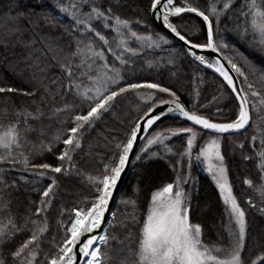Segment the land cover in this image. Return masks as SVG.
Returning <instances> with one entry per match:
<instances>
[{
  "label": "snow or ice",
  "instance_id": "snow-or-ice-1",
  "mask_svg": "<svg viewBox=\"0 0 264 264\" xmlns=\"http://www.w3.org/2000/svg\"><path fill=\"white\" fill-rule=\"evenodd\" d=\"M219 2L220 0H216L215 3L208 5V12L215 16L217 23L224 13L231 11L235 6V0H223L222 9H218L217 3ZM55 7H58L59 11L72 21L70 25L62 26L61 38L63 35L69 37L67 46L60 43L59 39L40 34L30 36L25 41L22 29L15 27L9 30L10 34H18L13 46L20 45L27 50L24 59L30 61L27 66L32 69L31 82H35L38 86L35 90L21 94L35 98L38 90L42 89V92L38 102L35 99L32 101L35 105L34 109L13 107V114L17 117L15 122L10 123L7 127L0 125V129H3L0 130V150H2L0 163L11 164L13 167L16 164H22L24 170L31 167L64 174L66 170L63 164L55 167L47 163L30 165L29 157L22 151L29 143L28 134L37 131L30 121L40 122L45 116V109L42 105L51 103L53 107L50 111L53 115L58 116L60 113H73L76 105L75 103H64L62 107H55L57 96L61 100H66L68 95H72L81 101L90 102L86 110L71 116L72 126L66 129V138L62 140V143L67 147L58 159L61 162L67 161L70 169L75 167L70 152L82 148L83 130L86 127H94L102 115L113 108L117 96L130 91L136 92L139 89L153 90L142 98L152 101L154 104L156 93H166L172 99L160 100L159 104L170 105L167 113H178L179 116L191 121L193 125L201 126L202 129L224 134L240 130L246 131L251 123L257 132L251 136L253 156H244L243 158L258 161L256 167L260 173L261 183L254 185L252 180L246 178L244 184L253 188L264 201V127H262L264 124V95L254 88L248 75L237 63L229 58L231 71L243 78L242 83L246 85V88L237 87L229 70H226L219 60L208 62L203 55L191 52V55L201 64L213 68L223 77L231 92L235 94L234 98L238 101L235 120L213 122L208 117L198 114L195 108L192 111L186 110L185 106L179 102L180 98L175 91L157 82H128L126 86L110 88V85H120L123 80L120 70L115 67V61L125 65L127 60L124 58V53L136 54L135 50L128 45V40L122 29H128L130 38L146 44L148 47L159 46L151 35L141 36L137 32L131 31L128 20L121 19L120 16L113 13L111 6L104 8L97 4L96 0H74L69 5L57 0ZM85 8L88 11H84ZM241 9V15L245 18L243 36L247 37L251 32L254 42L264 53V0H245ZM150 10L154 16L162 17L164 26L181 41L190 45V49L218 50L214 42L213 21L210 19V15L200 10L199 6L191 4L189 0H183L179 4L176 0H150ZM184 13H193L202 18L206 25L205 43H194L186 39L177 24L170 20V17H177L181 18V22H183L182 14ZM43 19L49 24H54L55 21V17L45 16ZM110 32L115 33L111 40L108 38ZM36 35H39V41L36 39ZM159 40L168 43V40L163 36H159ZM38 42L40 48L35 47ZM4 47H7V43L4 44ZM223 47H227V45H223ZM106 53L112 54L111 64ZM51 68H58L60 74L46 83ZM261 83L264 84V72L261 74ZM18 91L13 87H0V93H16ZM250 97L256 99L253 100ZM167 113L163 111L156 113L155 107H148L144 113V116L147 117L146 123L143 126L136 123L132 127L127 142L123 144L122 151L118 153V156L114 157L109 164L104 165L102 174L87 176L89 184L95 189L90 206L74 209V218L70 220V226L61 223V227L65 228V235L61 243L57 245L54 255L51 258L46 256L47 264H79V256L84 258V264H106L110 257L106 252H102L101 246L108 247L110 240H117L118 243L124 244V241L118 240L115 235L109 236L107 229L103 230L102 234H97V230L101 229L102 224L105 223V213L108 211L109 202L129 161V153L138 138V133L151 128ZM3 114L8 115L7 107L3 109ZM21 124H23V128L20 127ZM38 131L40 135L44 134L43 128ZM169 131L173 136L180 133L190 134L186 149V155L190 160L196 132L192 127ZM54 139L59 141L61 137L57 135ZM165 139H169V137L157 133L154 138L147 140V144L163 143ZM257 140H259L258 146ZM120 147L121 145L118 144L117 148ZM240 147L243 148L244 145L241 144ZM18 150H21L18 154L22 159H17V156L14 155ZM48 150L51 151V146ZM167 150L171 151V149ZM143 151L146 153L148 149L145 148ZM201 157L206 162L207 171L220 191L230 222L234 218L235 224L238 226V231L235 233L231 228L228 229V246H210L204 242L202 226L199 223H192L190 219L191 199L181 187V184L188 183V180H181L178 176L175 183H168L151 193L150 202L142 220L137 215L135 201H124L125 204L131 203L133 210L125 216L124 221L119 225L128 229L125 237L128 243L122 251L130 259L124 260L122 264H245L242 258L246 237L245 211L241 208L229 183L219 140L211 139L206 146L202 147L197 159ZM137 159H141V156L137 155ZM2 173L3 170L0 169V175ZM39 174L43 176L45 173L40 172ZM78 175L82 174L78 173ZM0 183H4L5 187H16L15 181L12 185H8L0 179ZM56 185L57 180L53 178L51 184L42 193L43 198L40 205L35 208L34 213L25 217L23 225L17 226L11 218L7 225L0 224V251L8 244L13 243V238L17 233L25 230L31 233L27 239L10 252L14 264H38L37 256L42 250L44 234L48 231L45 213L51 206L53 189ZM247 203L251 207H255L251 200ZM9 204L10 201H5L0 197V211L9 210ZM260 211L264 213V208ZM112 217L115 220L116 214L112 213ZM108 223L113 228L118 226L112 221H108ZM132 228H137L134 237ZM0 264H5L2 257H0ZM251 264H264V253L251 260Z\"/></svg>",
  "mask_w": 264,
  "mask_h": 264
},
{
  "label": "trees",
  "instance_id": "trees-1",
  "mask_svg": "<svg viewBox=\"0 0 264 264\" xmlns=\"http://www.w3.org/2000/svg\"><path fill=\"white\" fill-rule=\"evenodd\" d=\"M61 2L69 5L74 1L61 0ZM176 2L179 4L183 0H176ZM189 2L194 6H199L200 10L210 15V19L213 21L214 33H218L219 39L227 45L225 51L228 54L230 53L232 60L247 75H250L249 77L252 82L257 85V90L264 95V84L261 83V74L264 72V53L260 51L254 42L251 32H249L247 37L243 36L245 18L241 15V5L244 4L245 0H235V6L231 11L224 13L220 17L219 23H217L215 16H212L208 12L209 3H215L216 0H189ZM96 3L102 5L104 8L111 6L115 15L129 21L131 31L149 32L147 27L143 23H140L139 20H137L139 21L137 23L136 19L146 15L147 10L150 8V0H96ZM55 5H57V0H0V87L8 86L19 90L16 93H0V125L4 127H7L17 119L13 114V107L17 109L24 107H28L30 110L34 109L35 105L32 101L35 99L38 102L42 92V89L38 90L35 98L21 94L35 90L38 86L35 82H31L32 69L27 66L30 61H25L24 59L27 50L20 45L13 46L18 34H10L9 30L15 27L22 29L23 39L25 41L30 36L40 34L59 39L60 43L67 46L69 37L63 35L61 38L63 33L62 26L70 25L72 21L64 13L60 12L59 8L55 7ZM222 7L223 0H220L217 3V8L222 9ZM85 10L88 9L85 8ZM45 16L55 17L54 24L47 23L43 19ZM170 20L177 24L181 34L185 35L188 40L194 43L201 42L202 40L206 42V26L198 17L184 14L182 15L183 24L181 18L170 17ZM148 22H150V25H153H151L153 29L159 31L152 23L151 18L150 20L148 19ZM189 22L190 24L194 22L196 28L195 33H190L191 31L188 27L186 28ZM112 36L113 33L110 32L108 35L110 40ZM36 39L39 41V35H36ZM5 43H7V47H4ZM172 44L177 48H174L172 45L160 46L157 49L151 50L140 48V52L135 55L132 53L124 54V58L127 60L125 65H121L119 61H115V67L119 68L123 80H121L120 85H115L112 89H116L119 86H126L128 82H157L175 91L180 98L179 100L187 110L192 111L195 108L198 114L207 116L208 114L206 112H199L196 104H198L197 101L200 102L198 100L200 98L208 100L213 89L207 87L208 85L203 84L197 77L208 79L207 75L211 73L189 56H186L178 44L174 42ZM35 47L40 48L39 42ZM106 54L111 64L113 60L112 54ZM59 74L58 68L49 69L48 80L45 82L48 83ZM219 85L221 86V84ZM225 89L233 98L229 90L226 87ZM124 94L132 95V92L130 91L117 96L113 108L109 112L104 113L101 119L95 123L94 127H86L83 130L82 148L70 152L73 157L72 163L75 165V167L70 169L67 161L61 162L58 159L59 155L67 147L62 143V140L66 138V129L72 126L70 123L71 116L80 114L82 110H86L90 102L81 101L72 95H68L66 100H61L57 96L55 107H62L64 103H75L76 105L73 113H60L58 116L53 115L50 111L53 107L51 103L42 105L45 109V116L40 122L30 121L33 128L37 129V131L28 134L27 139L29 143L25 145L22 151L29 157L30 165L47 163L55 167L63 164L66 170L64 174H57L50 170L31 167L28 170H24L22 164H16L13 167L11 164L0 163V169L3 170L0 179L8 185H12L13 181L16 182V187H5L4 183H0V197L5 201H10L9 210L0 211V224L3 225L8 224L9 218L13 219L17 226L23 225L25 217L34 213L35 208L40 205L43 198L42 193L51 184L52 179L55 178L57 180V185L53 189L51 206L45 213L47 216L48 231L44 234L41 246L42 250L39 251L37 256L38 264H47L46 256L51 258L54 255L57 245H59L61 240V232L65 230L64 227H61V223L66 226L69 221L68 219H71L69 212L81 203H89L92 201L95 190H91L89 183L85 182L83 177L84 175L88 176L93 173L107 160L106 157L109 155V151L113 153L111 146L114 139L121 138V135H117L123 133L125 130V122L123 120L113 119L111 116L112 112L114 110L116 111L117 104L121 101ZM233 102L234 106H237L235 98H233ZM5 107L8 109L7 116L3 114ZM217 107L224 108L225 106L222 104ZM207 117L217 122L231 121V119L218 121L211 116ZM233 117L234 112L229 113V118ZM160 124L161 127L157 132L161 133L164 130L177 129V127H191L182 118L166 116L158 121L151 130H156V127ZM128 125L130 127L132 123ZM20 127L23 128V124ZM40 128L44 129L43 135L39 134L38 130ZM200 132L212 135V133ZM246 132L252 131L247 129L244 132L230 135L225 134L223 136L242 137ZM57 135L61 137L59 141L54 139ZM124 142L125 139H123V144ZM176 142L175 138L165 139L158 147L149 148L146 153L143 152L141 154V159H139V163L134 165V168L132 167L135 162L133 160L112 209V212L116 214V218L113 220L112 217L109 220L118 226L113 228L109 223L106 226L109 236L115 235L118 240L124 241V244L118 243L117 240H110L108 247L101 246L102 252H106L110 257L106 264H122L124 260L130 259L122 251L128 243L125 240L128 229L119 225L124 221L125 216L132 212L133 208L131 203L125 204L124 201H135L137 215L142 220L147 211L151 193L168 183L176 182V176L180 173L177 170L179 165L175 161L178 160L176 156H179L180 146ZM49 146H51V151L48 150ZM167 149H171V151ZM19 151L21 150H18L14 155L17 156V159H22L18 154ZM0 153H2V150H0ZM172 157H175L173 161ZM231 170L235 177L234 185L236 183L242 185V174L254 178V172H251L250 162L244 161L242 158L233 163ZM40 172H44L45 174L41 176L39 174ZM78 173L82 175H78ZM193 174L195 181L185 186V190L189 193L188 195L191 199L190 216L192 220L195 218L196 222L200 220V223H203L205 226L206 234L212 237L213 231L209 225H215V223H220V220H222V203L209 177L202 173ZM248 220L250 224L248 236L252 241L257 239L261 243L264 241V219H260L253 214L249 215ZM136 230L137 228H132L133 237L135 236ZM30 234L27 230L17 233L13 238V243L8 244L0 251V257L5 260V264H14L10 252L14 250L15 246H18L27 239ZM205 241L207 242L206 239Z\"/></svg>",
  "mask_w": 264,
  "mask_h": 264
},
{
  "label": "rangeland",
  "instance_id": "rangeland-1",
  "mask_svg": "<svg viewBox=\"0 0 264 264\" xmlns=\"http://www.w3.org/2000/svg\"><path fill=\"white\" fill-rule=\"evenodd\" d=\"M84 11H88V10L84 9ZM147 15H148V17H147ZM149 15H150V8H149V10H147V13L145 16L136 19V21L139 20L140 23H143V25L145 27H147V30L149 32L145 31V33H142V32H137V33H138V35H141V36L151 35L153 40L156 41L159 46L148 47L146 44H142L141 42L135 41L133 38H130L128 35V29H122V31L125 33V38L128 40V45L133 50H135L136 54L140 52V48H145L147 50H151V49H157L160 46L161 47H165L167 45L173 46V44H172V42H174L173 40H171L170 38H168L164 34L160 33L156 29H153V27H152L153 25L151 24L152 25L151 26L149 24L150 23V22H148V19L150 20ZM182 24H183V22H182ZM187 25L188 26H186V28L188 27V29L191 31V32L189 31L190 33L196 32L194 22H191V24L189 22ZM112 33L114 36L115 33L114 32H112ZM217 34L218 33H216V34L214 33V38H215V43L217 45V48L219 49L221 54L224 56V58L229 63V58L232 59V57H231L230 53L228 54L225 51V49L227 48V47H225V48L223 47V45H225V42L221 41L219 39V35H217ZM159 36L165 37L168 40V43L161 42L159 40ZM174 43H176V42H174ZM195 43L203 44L205 42L202 40L201 42H195ZM176 44H178V43H176ZM173 47L177 48L176 46H173ZM180 49H182L184 51V49L181 46H180ZM184 53L186 56H188L185 51H184ZM124 54H128V53H124ZM129 54H131V52H129ZM206 60L209 62L214 61L210 58H206ZM116 68L119 69L118 67H116ZM249 76L250 75H248V77ZM207 78L208 79L197 77V79L202 81L203 84L205 83V85H208L207 87H210L211 89H213V91L211 90L212 94L210 95L208 100H206L205 98L198 99V100H200V102L197 101L198 104H196V105H197L199 112H206V114H208L207 116H211L213 119L218 120V121H223V120H228V119H231V121L235 120L237 112H238V107L234 106V104H233L234 103L233 102L234 97L232 98L230 96V94L225 89V86L222 84V82L217 77H215L212 74H209V75H207ZM238 78L240 80L242 87L246 88V85H244L242 83L243 78H241V77H238ZM249 81L252 82L250 77H249ZM219 84H221L222 87ZM253 85H254V88H256L257 85H255V83H253ZM114 86L115 85H110V88H112ZM256 90H257V88H256ZM151 91H153V90L139 89L136 92H132V95L131 94H124L123 95L121 101H119V103L117 104L118 107H117L116 111L114 110V112H112L111 116L113 117V119L123 120L125 122V125H126V127H124L125 130L123 131V133H120L117 135V136L121 135V138H119V139L115 138L114 139L113 144L111 146L113 153L111 151H109V153H108L109 155L106 157L107 160L105 162H103L102 165L99 166L90 175L98 176V175L102 174L103 169H104V165L109 164L111 162V160L114 157H117L118 153L120 151H122L123 139H125L124 143H126L132 127L144 115V113L147 111L148 107L153 105L152 101H148V100L142 98V97H146L148 95V93ZM126 93H128V92H126ZM263 94H264V92H263ZM163 99H172V97L168 96L166 93H156L155 100L159 101V100H163ZM250 99L254 100L256 98L250 97ZM179 102H181V101L179 100ZM222 104H224V106H225L224 108H218L217 107L218 105H222ZM232 112H234V117L229 118V113L231 114ZM166 116H174V117L181 118L178 115H165L164 117H166ZM253 119L255 120V113L254 112H253ZM210 120H212V119H210ZM129 123H132V125L130 127L128 125ZM160 127H161V124L156 127V130L153 129L146 135L145 140H143V142L141 143V145L139 147V151L137 152V155L141 156V154H143V152H144L143 149H145V148H147V149L152 148V147L156 148L160 145V143H156L153 145L147 144L148 139L154 138L157 133H161V132H157ZM185 127H188V126L177 127V129H170V130L176 131L180 128H185ZM262 127H264V124H262ZM247 129H249V131H252V132H246L241 137V136H223V135H219V134L207 135V134H203L199 130L193 128V130L196 132V139L193 143V148L191 151L190 160H189L188 155H186L187 140H188L190 134L180 133L177 136H173L171 131H169V130H167V131L164 130V132H162V134L166 137H169V139L175 138L177 141L176 143H178V146H180V150H179L180 153L178 152L179 156H176V159H178V160H175V161H177V164L179 165V168L177 170L180 172L176 176V180H177L178 176L181 178V180H185V179L188 180V183L181 184V187L183 188V190L186 193H187V191L185 190V186L187 184H192L195 181V178H193V175H194L193 173H202V174L207 175L209 177V179H210L211 183L213 184L215 191L219 195L221 203H222V206H221L222 207L221 208L222 220H220V223H215V225H209L211 227V230L213 231V236L210 237L209 235L206 234L205 226L203 223H200V220L198 222H196V219L193 218V220H192L191 216H190V219H191L192 223H194V224L199 223L202 226L203 240L206 244H208L210 246L211 245H218V246L227 247L229 244L228 229L231 228L232 231L235 233L238 231V226L235 224L234 218H232V220L230 222L228 212L226 211V205L223 202V199L220 195V191H219L218 187L216 186L215 181L212 179L211 174L207 171L206 162L203 161L202 157L200 159H197V156L200 152V149L202 147L206 146V144L211 139L219 140V142L221 144V152L224 156V165L227 168V176H228L229 183L232 186L233 193L236 196L241 208H243V210L245 211L246 237H245V248H244V251L242 253V258L244 259L245 264H247L248 260H249L248 264H251V260L255 259L261 253H264V241H262L260 243L257 239L255 241H252V239H250V237L248 236V228L250 225L248 217H249V215L255 214L258 218L264 219V213H262L260 211V209L264 208V201L261 200L259 194L253 188H250L248 185L244 184V180L246 178L250 179L253 181L254 185H258L261 183L260 173L256 167V163L258 161L246 160L247 162L248 161L250 162V166L252 168L251 172H254V175H253L254 178L252 176L242 174L241 175L242 185L241 184L239 185L237 183H236V185L233 184L235 177H234L233 171L231 170L233 167V163L235 161H237L238 159L242 158L245 161V159L243 158L244 156H253L251 136L254 134H257V132H256L255 127L252 126V124L249 125V127ZM118 144L121 145L120 148H117ZM241 144L244 145L243 148L240 147ZM256 144H257V146L259 145V140L256 141ZM137 155L134 159L135 162L132 165L133 168L135 167L134 165L136 163H139V160L137 159ZM170 155H171V153H170ZM172 158H173L172 159V161H173L175 159V157H172ZM83 179L85 180V182H88L87 176L84 175ZM90 188L93 191L95 190L91 185H90ZM187 194H189V193H187ZM249 200H251L252 203L255 204V207H251L247 203V201H249ZM149 202H150V200H149ZM86 205L90 206V202L89 203L88 202L81 203L76 208H73L71 210V212H69V216L71 215V219L74 218V211H73L74 209L85 207ZM112 213L113 212H111L109 220L112 218ZM71 219H68L69 221L67 222L66 226H70V220ZM106 226H107V224H106ZM105 229H106V227L103 230H105ZM103 230L99 234H102ZM64 235H65V230H63V232H61L60 243H61ZM205 239L207 240V242L205 241ZM81 264H84V260Z\"/></svg>",
  "mask_w": 264,
  "mask_h": 264
},
{
  "label": "water",
  "instance_id": "water-1",
  "mask_svg": "<svg viewBox=\"0 0 264 264\" xmlns=\"http://www.w3.org/2000/svg\"><path fill=\"white\" fill-rule=\"evenodd\" d=\"M161 11H163V9H161ZM184 14H190V15H193V16H196L195 14L193 13H184ZM182 14V15H184ZM198 17V16H196ZM150 18H151V21L152 23L154 24V26L162 33L164 34L165 36H167L168 38H170L171 40H173L174 42L178 43L183 49L184 51L187 53V55L192 59L194 60L196 63H198L201 67H203L205 70H207L208 72L212 73L213 75H215L218 79H220V81L225 85V87L229 90V92L232 94V96L234 97L235 94L231 92V89L227 86V82L223 80V77H221L219 75V73L215 72V70L213 68H208L206 66V64H201L198 60L195 59V57L193 55H191V52H195L197 55H203L205 58L208 57V58H211L213 59L214 61L215 60H219L226 68V70H229V73L230 75L234 78V81L237 85V87H241V84L239 82V79L236 75L235 72H232L231 71V66L229 65V63L226 61V59L220 54V52L217 50V51H212L211 49H207V48H204V49H190V45L186 44L184 41H181L177 36H175V34L171 33V31L169 29H167L164 24H163V21H162V17L161 18H158L157 16H154L152 11L150 10ZM199 19L202 20V18L198 17ZM206 26V25H205ZM187 39V38H186ZM163 100H170V99H163ZM236 100V99H235ZM160 101V100H159ZM159 101L155 102L152 106L155 107V112L156 113H159L161 111L167 113V109L170 105H160L159 104ZM237 104H238V101L236 100ZM181 103V102H180ZM182 104V103H181ZM185 109L187 110V108L185 107ZM167 115H178V113H167ZM181 117V116H179ZM184 121H186L191 127L195 128V129H198L200 131H203V132H208V133H212V134H219V135H225V134H235V133H240V132H243L244 130H240L239 132H231V133H224V134H220V133H215L211 130H205V129H202L201 126L199 125H193L191 121H187L184 117H181ZM146 119L147 117H145L144 115L139 119V121L137 123H140L142 126L146 123ZM213 122H217V121H214L212 120ZM233 121V120H232ZM158 122V121H157ZM156 122V123H157ZM227 122H231V121H227ZM155 125V124H154ZM153 125V126H154ZM152 126V127H153ZM151 127V128H152ZM249 127V126H248ZM247 127V128H248ZM151 128L147 129V130H142L141 132L138 133V138L137 140L135 141L134 143V146H133V149L132 151L129 153V161L128 163L126 164V167H125V170L122 172L121 174V178L120 180L118 181V184H117V188L114 190V193H113V197L112 199L110 200L109 202V208H108V211L105 213V223L102 224L101 226V229L97 230V234H99L105 227H106V224L110 218V215H111V212H112V209H113V206H114V203H115V200H116V197L121 189V186L124 182V179L126 177V174L130 168V165L141 145V143L143 142V140L145 139L146 135L149 133V131L151 130ZM127 142V141H126ZM78 260H79V264H81L84 260V258L82 256H79L78 257Z\"/></svg>",
  "mask_w": 264,
  "mask_h": 264
},
{
  "label": "bare ground",
  "instance_id": "bare-ground-1",
  "mask_svg": "<svg viewBox=\"0 0 264 264\" xmlns=\"http://www.w3.org/2000/svg\"><path fill=\"white\" fill-rule=\"evenodd\" d=\"M146 138V137H145ZM145 140V139H144ZM139 150V149H138ZM137 154V153H136ZM136 156V155H135ZM135 158V157H134ZM134 160V159H133Z\"/></svg>",
  "mask_w": 264,
  "mask_h": 264
}]
</instances>
